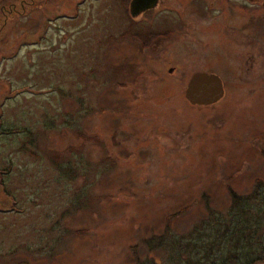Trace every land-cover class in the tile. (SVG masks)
Wrapping results in <instances>:
<instances>
[{
    "label": "rangeland",
    "instance_id": "obj_1",
    "mask_svg": "<svg viewBox=\"0 0 264 264\" xmlns=\"http://www.w3.org/2000/svg\"><path fill=\"white\" fill-rule=\"evenodd\" d=\"M118 2L0 0V264H137L134 249L145 258L143 239L168 224L182 243L237 211L231 191L264 193V100L251 82L237 69L214 105L185 98L196 71L227 79L223 37L188 24L163 69L136 82L142 58L120 37ZM234 217L207 234L241 228Z\"/></svg>",
    "mask_w": 264,
    "mask_h": 264
},
{
    "label": "flooded vegetation",
    "instance_id": "obj_2",
    "mask_svg": "<svg viewBox=\"0 0 264 264\" xmlns=\"http://www.w3.org/2000/svg\"><path fill=\"white\" fill-rule=\"evenodd\" d=\"M131 2L132 0H119L117 6L121 9L124 8L129 17V23L123 28L120 37L125 40L131 50L142 58V62L139 63L140 68L134 67L135 71L138 70L137 75L142 71V76L134 81L147 82L142 80L146 75L148 76L146 69L159 71L162 68L165 55L168 50H171V45L177 44L179 33L186 32L188 24H194L196 30L200 26L199 23L203 22L206 29L200 30L202 32L207 30L208 33L213 34L217 32L216 34L221 35L224 40L222 43L224 54L229 52L225 57L228 60L225 70L227 79L221 78L224 85L223 98L237 82L236 70L238 69L242 79L251 82L248 85L249 90L254 91L249 93L254 94L255 98L261 101L264 100L263 47L258 46L256 42L257 39H261V30L264 29V0H206L207 3L203 7L197 3L194 7L191 6V9L187 0H158L153 8L141 11L135 16L130 10ZM238 9L239 14L243 15L238 16L240 23L234 25L232 20L237 16ZM173 10L177 15L169 14L171 11L173 13ZM156 21H159V25L156 24ZM232 38L238 40L239 44L241 42L243 52L241 56L236 57L231 54L235 45ZM174 52H176L175 49ZM168 70H170L169 73H172L174 68ZM125 87L128 88V85Z\"/></svg>",
    "mask_w": 264,
    "mask_h": 264
},
{
    "label": "trees",
    "instance_id": "obj_3",
    "mask_svg": "<svg viewBox=\"0 0 264 264\" xmlns=\"http://www.w3.org/2000/svg\"><path fill=\"white\" fill-rule=\"evenodd\" d=\"M231 192L234 196V208L232 210L236 209L237 211L229 212L227 219L222 215L218 216L216 223H206L204 227L196 228L187 240L181 238L182 243L176 240L174 231L170 229L168 224L163 233H153L143 239L144 247H142L146 249L147 253L145 258H140L141 251L134 249L137 264H259L264 262V236L262 235L264 207L260 211L253 212L252 222H250L251 218H248L250 217L248 213L251 211L249 203L253 199H260V197L264 201V193L258 189V185L253 190L252 195L239 196L234 191ZM235 214L237 216L234 217ZM247 214L248 217H246ZM241 215H244L248 220L246 221L248 226L246 228L243 221L238 219V216ZM232 217L236 218L235 224H242L241 228L240 226L228 227L220 236L207 234L209 227L216 230L215 227H219L221 224L228 226ZM171 237L181 245H175V242L170 241ZM256 243L257 245H254ZM252 245L254 246L252 247ZM161 250H164L168 255L166 258H157Z\"/></svg>",
    "mask_w": 264,
    "mask_h": 264
},
{
    "label": "water",
    "instance_id": "obj_4",
    "mask_svg": "<svg viewBox=\"0 0 264 264\" xmlns=\"http://www.w3.org/2000/svg\"><path fill=\"white\" fill-rule=\"evenodd\" d=\"M158 0H132V15L153 8ZM185 96L194 105L209 106L219 102L224 96V85L221 77L215 73L195 72L186 87Z\"/></svg>",
    "mask_w": 264,
    "mask_h": 264
}]
</instances>
